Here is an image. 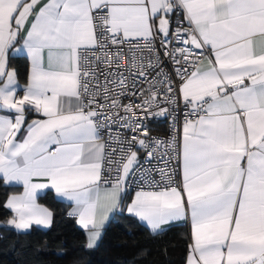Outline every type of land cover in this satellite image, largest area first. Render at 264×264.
<instances>
[{
  "label": "snow or ice",
  "instance_id": "6c2138e0",
  "mask_svg": "<svg viewBox=\"0 0 264 264\" xmlns=\"http://www.w3.org/2000/svg\"><path fill=\"white\" fill-rule=\"evenodd\" d=\"M0 181L17 234L52 191L89 250L126 209L187 225L185 264H264V0H0Z\"/></svg>",
  "mask_w": 264,
  "mask_h": 264
},
{
  "label": "trees",
  "instance_id": "16d2710c",
  "mask_svg": "<svg viewBox=\"0 0 264 264\" xmlns=\"http://www.w3.org/2000/svg\"><path fill=\"white\" fill-rule=\"evenodd\" d=\"M11 66L24 83L25 60L11 57ZM12 192L0 183V222L11 215L2 202ZM38 202L53 212V224L27 234L0 227V264H185L189 231L184 225H173L164 234L153 236L133 217L119 215L110 220L98 245L89 250L85 235L62 203L51 193Z\"/></svg>",
  "mask_w": 264,
  "mask_h": 264
},
{
  "label": "built area",
  "instance_id": "2783aa9c",
  "mask_svg": "<svg viewBox=\"0 0 264 264\" xmlns=\"http://www.w3.org/2000/svg\"><path fill=\"white\" fill-rule=\"evenodd\" d=\"M156 46L159 47V41H157ZM161 56H162V50H161ZM123 102L128 103L129 101L128 99H125ZM143 118H144L143 113L133 117V119L137 121H140ZM146 123L149 131V135L152 137L167 139L171 135L172 129H171V121L169 119L160 117V118L150 119ZM177 179H179V176L177 177Z\"/></svg>",
  "mask_w": 264,
  "mask_h": 264
},
{
  "label": "crops",
  "instance_id": "0c3cea01",
  "mask_svg": "<svg viewBox=\"0 0 264 264\" xmlns=\"http://www.w3.org/2000/svg\"><path fill=\"white\" fill-rule=\"evenodd\" d=\"M21 44H22V41H21ZM12 57H14V58H18V57H21V58H23L24 60H25V62H26V65H27V71H28V61H27V59H26V57L23 55V54H16V55H14V56H12ZM26 78H27V72H26ZM25 82H26V80H25ZM24 82V83H25ZM24 83H21L20 82V84L21 85H23ZM29 120L30 119H32V118H34L31 114L29 115ZM0 183L2 184V186L3 187H6V186H4L3 185V182L2 181H0ZM9 188V187H8ZM11 189H13L14 190V192H20V191H22L23 189H22V187H20V186H17V187H15V188H11ZM47 193H51L52 195H53V198L56 200V201H58V202H60V203H62L64 206H65V210H66V212L68 213V211H70V206H69V204L68 203H66V202H64V201H62L61 199H59V198H57L56 197V195H55V193L54 192H52V191H48ZM43 196V195H42ZM41 196V197H42ZM7 199V198H6ZM5 199V200H6ZM127 202H129V201H125V203H127ZM41 204V203H40ZM43 205V204H42ZM45 206V205H44ZM9 212V211H8ZM119 215H126V216H130V215H128V213L126 212V209H125V211H123V212H120V211H117V212H115V213H112L111 215H110V219H109V221L106 223V226L110 223V220H112V219H114L115 217H118ZM131 217V216H130ZM75 220V219H74ZM134 220H136L138 223H140L137 219H135L134 218ZM75 222V221H74ZM76 223V222H75ZM141 224V223H140ZM77 225V224H76ZM142 225V224H141ZM179 225H184V224H179ZM106 226H105V228H106ZM142 226H144V225H142ZM184 226H186L188 229V231H189V234H190V228L187 226V225H184ZM51 227V226H50ZM49 227V228H50ZM77 227L79 228V226L77 225ZM145 227V226H144ZM5 228V227H4ZM49 228H47V229H49ZM146 228V227H145ZM6 229H8V228H6ZM33 229H39V230H47V229H43V228H36V227H34ZM80 229V228H79ZM147 229V228H146ZM10 230H13V229H10ZM82 232H83V234L85 235V233H84V231L82 230V229H80ZM13 231H15V230H13ZM147 231L148 232H150L148 229H147ZM85 238H86V243H87V237H86V235H85ZM101 239V238H100ZM100 241V240H99ZM99 243V242H98ZM188 243H189V241H188ZM98 245V244H97ZM86 247V246H85ZM187 255V254H186Z\"/></svg>",
  "mask_w": 264,
  "mask_h": 264
}]
</instances>
